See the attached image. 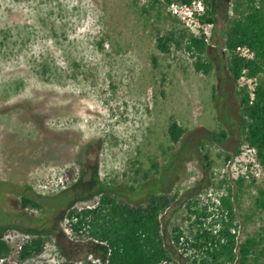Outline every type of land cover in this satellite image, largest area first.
<instances>
[{
	"label": "rangeland",
	"instance_id": "rangeland-1",
	"mask_svg": "<svg viewBox=\"0 0 264 264\" xmlns=\"http://www.w3.org/2000/svg\"><path fill=\"white\" fill-rule=\"evenodd\" d=\"M213 1L216 22L198 37L211 46L214 70L205 75L186 48L196 36L169 10L182 0H0V238L18 264L89 256L91 245L70 240L67 215L96 204L99 185L124 202L159 186L171 201L169 231L188 236L196 227L188 202L212 208L234 186L239 241L259 236L263 215L235 184L246 171L247 185L264 184L253 148L240 143L236 93L255 80L245 76L235 89L223 34L234 0ZM173 123L184 130L177 144ZM219 131L228 134L223 144L203 140ZM24 194L45 208L23 210ZM21 236H42V255L13 254Z\"/></svg>",
	"mask_w": 264,
	"mask_h": 264
},
{
	"label": "trees",
	"instance_id": "trees-1",
	"mask_svg": "<svg viewBox=\"0 0 264 264\" xmlns=\"http://www.w3.org/2000/svg\"><path fill=\"white\" fill-rule=\"evenodd\" d=\"M172 1L164 0L166 4ZM203 1L206 8L201 17L203 24H214V1ZM232 13L233 17L223 30L226 49L230 54L228 71L231 80L235 89L242 76L256 83L253 99L247 86L236 93L244 138L240 143L246 141L256 150L258 164L264 172V0H234ZM158 45L162 51L168 50L165 40L160 39ZM239 47L247 48L253 57L246 58L236 53ZM186 48L197 57L195 70L198 73L209 75L214 70V64L209 60L212 58L211 46L204 38L190 35ZM183 133L178 124H171L169 134L173 143H179ZM227 137L226 131H219L204 135L203 140L223 144ZM236 154H240L238 149ZM73 173L70 170L65 176L73 180ZM243 174L235 184L240 193L244 192V187L249 189L248 194L255 208L263 215V226L258 237L239 241L235 203L239 193L235 192L234 186H229L212 208L188 202V210L196 223L188 236L179 228L169 231V222L165 218L171 201L165 192L159 191V186L143 194L140 189L134 198L124 202L119 197L120 192L99 185V191L105 192L101 193L102 197L96 204L73 210L67 215L70 240L88 243L92 253L80 261L59 259L55 264H264V184L257 185L256 181L250 180L247 185L249 175L247 171ZM204 186V180L198 181L188 191V197L198 195ZM254 188L255 194L252 193ZM95 193L90 192L89 195L94 196ZM21 205L23 210L45 208L29 194L21 197ZM28 232L39 233L35 230ZM11 251L9 243L0 238V258L7 257ZM43 251L44 239L38 236L23 246L20 257L22 260L36 258Z\"/></svg>",
	"mask_w": 264,
	"mask_h": 264
},
{
	"label": "built area",
	"instance_id": "built-area-1",
	"mask_svg": "<svg viewBox=\"0 0 264 264\" xmlns=\"http://www.w3.org/2000/svg\"><path fill=\"white\" fill-rule=\"evenodd\" d=\"M169 10L172 12V14L176 17H178L180 20L183 21V23H185V25L191 29V31L193 32V34L196 37H199L200 34H207L210 26H206L204 27L203 21L200 18L204 12V7L202 5V3L200 1L197 0H191L190 3H184L182 1V3H171ZM237 50L239 52H241V56L242 57H246V58H252L253 55L250 54L249 50L247 48H242L239 47L237 48ZM242 79H245V76H242ZM250 83H252V81H249ZM256 85V83H255ZM255 85L250 86L251 89V97L252 99L254 98V89H255ZM255 155H256V150L253 149ZM243 158V157H242ZM241 158V159H242ZM242 160H245L244 158ZM252 163L254 166V171L255 174L260 177L262 175V178H264V173L263 170L261 169V167L259 166L258 162H257V158H252ZM249 163V164H252ZM10 238L12 240H14L16 238V235L14 236H10ZM18 239V236H17ZM31 239L28 236H21L19 237L18 240V244H17V248L16 250L13 252V254L16 255H20L21 250L23 248V246L28 243ZM19 261V260H18ZM18 261H16L13 257L12 254L8 255L5 258H0V264H7L6 262H8L9 264H18Z\"/></svg>",
	"mask_w": 264,
	"mask_h": 264
}]
</instances>
